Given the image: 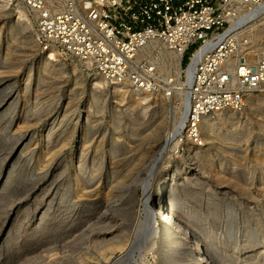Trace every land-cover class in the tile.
I'll return each mask as SVG.
<instances>
[{
    "label": "rangeland",
    "instance_id": "rangeland-1",
    "mask_svg": "<svg viewBox=\"0 0 264 264\" xmlns=\"http://www.w3.org/2000/svg\"><path fill=\"white\" fill-rule=\"evenodd\" d=\"M36 34L33 13L0 0V264H76L105 242L133 241L149 176L155 197L171 186L207 258L264 264V103L246 102L231 120L211 116L203 149L171 145L160 157L179 96L121 102L116 85L60 49L50 69L42 65L49 53ZM165 226L139 264H182ZM107 229L120 239L105 240Z\"/></svg>",
    "mask_w": 264,
    "mask_h": 264
},
{
    "label": "built area",
    "instance_id": "built-area-1",
    "mask_svg": "<svg viewBox=\"0 0 264 264\" xmlns=\"http://www.w3.org/2000/svg\"><path fill=\"white\" fill-rule=\"evenodd\" d=\"M14 1L36 16L42 52L60 49L111 85L172 98L179 80L160 72L157 57H180L188 100L181 147L203 149L206 117L264 96V40L256 37L264 0Z\"/></svg>",
    "mask_w": 264,
    "mask_h": 264
},
{
    "label": "bare ground",
    "instance_id": "bare-ground-1",
    "mask_svg": "<svg viewBox=\"0 0 264 264\" xmlns=\"http://www.w3.org/2000/svg\"><path fill=\"white\" fill-rule=\"evenodd\" d=\"M19 13L23 14L22 12H19ZM263 35H264V29H261L256 32L257 38L263 37ZM56 51H57L56 48L52 47L49 54L46 57H44L42 61V65L45 63V66H47V68L50 69L51 59L53 60V57H55ZM157 62H158V67H159L160 72L164 74L165 77L167 78H171V77L177 78L179 80L178 82H179V87H180L175 92V96L177 97L179 96L178 101L180 103L177 104L176 108L174 109L172 108L171 112L169 111L173 119L174 130H172L171 133H168L167 143L161 149L160 157H163V155L166 153L168 148L171 147V145L173 146L172 149H174L179 144L177 142V137L180 134L181 130L183 129V126L185 123L186 112L188 108V100H187V92H186V82L180 81V75H181L180 57L174 55L173 53L161 52L159 56L157 57ZM115 91L117 92V95L120 98L121 102L133 101L136 105L141 104L143 100L148 101V99L152 98V96L142 95L139 92L132 90L127 85H116ZM137 96H139L140 98H136ZM262 97L263 99H260L259 96L258 97L251 96L250 98L246 100V102L249 103L250 105H255L257 103L258 104L264 103V96L262 95ZM184 104H186V111H185V114L182 116V107L184 106ZM145 114L147 113L145 112ZM236 114L237 112L229 111L224 116V118L225 120H231L235 118ZM214 126H215V122L211 119V117H206L204 119L202 127L205 133L211 134L213 132ZM205 139L207 140L208 138L206 137ZM65 147L67 149V146H63V147H60V150L59 148L57 150H59V152H61L62 154L66 150ZM84 147H85V140L82 139V142L79 144V148L76 152L80 159L84 158V155H85ZM56 148H57V145H55V149ZM188 150L189 151L194 150V146L190 145L188 147ZM76 160L74 159V161ZM160 160H162V158ZM153 180H154V177L149 176L148 180L144 184V195H143V200H142V206L143 208H145L143 210L144 212H146V216L144 217L145 219H143L144 221L141 220V222H139L134 227L135 232L133 234L134 238H132L133 241L129 243H127L128 241L127 242L125 241L126 243H123V242H120V241H123L121 239V240H118L119 242H117V244L113 246H111L112 243L109 244L110 245V246L108 245L109 248L108 246L106 248V242H105L104 243L105 250L104 251L101 250L102 252L98 255V257L82 258L81 256L80 257L77 256V257H74L75 258L74 263L76 264H139L141 262L144 263L147 256L153 250L157 249L159 246L158 239L160 238L162 234L160 225H163V226L166 225L168 229L170 230L168 233L171 238L170 244L173 248L172 250H174L176 254L182 256V258H180V261H181L180 263L182 264H223V263H219V261L212 258L211 256L210 258H207L209 256L208 248L205 245L202 246L197 241L196 236L188 229L189 228L187 227L188 224H186V222H182V220L184 219L183 218L184 211H181L180 209H178V207L175 209L173 208L174 207L173 205L178 203V200L177 201L174 200V198L171 196V192H172L171 186L169 185V186L164 187V189L161 192V195L159 197H155L154 190H153V182H154ZM157 212L161 213V216L158 215L159 218L157 216L158 214ZM114 233L116 232H112V230H108V231L105 230V233H103L104 239L106 240L107 238L109 239L119 238L120 233L119 235H115ZM112 239L110 240L112 241ZM111 241L107 240V242H111ZM56 262L54 263L55 264L61 263L60 261H59L60 263L59 262L56 263Z\"/></svg>",
    "mask_w": 264,
    "mask_h": 264
}]
</instances>
